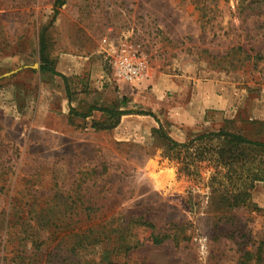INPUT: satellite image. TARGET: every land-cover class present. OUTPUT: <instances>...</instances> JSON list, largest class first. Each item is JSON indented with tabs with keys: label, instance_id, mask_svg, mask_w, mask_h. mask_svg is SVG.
I'll return each instance as SVG.
<instances>
[{
	"label": "rangeland",
	"instance_id": "374dc122",
	"mask_svg": "<svg viewBox=\"0 0 264 264\" xmlns=\"http://www.w3.org/2000/svg\"><path fill=\"white\" fill-rule=\"evenodd\" d=\"M58 1L0 0V213L37 222L29 211L50 208L69 223L94 205L99 222L136 223L140 260L254 263L245 254L264 249V146L236 149L247 164L226 175L219 140L200 136L226 128L264 142V0ZM42 37L66 81L41 70ZM124 43L146 60L142 78L114 74ZM1 222L0 264H23ZM153 232L170 237L155 243ZM62 255L39 250L34 264Z\"/></svg>",
	"mask_w": 264,
	"mask_h": 264
},
{
	"label": "trees",
	"instance_id": "16d2710c",
	"mask_svg": "<svg viewBox=\"0 0 264 264\" xmlns=\"http://www.w3.org/2000/svg\"><path fill=\"white\" fill-rule=\"evenodd\" d=\"M65 0H59L58 4L62 5ZM47 45L45 38L42 37L40 40V55H41V70L49 71L54 75L61 76L66 81V76L59 72L52 65V60L47 54ZM67 91L69 92V87L67 85ZM73 110V107H72ZM102 111L106 112L110 116H119L132 112L130 109L118 110L113 108H103ZM92 113H86L84 116H90ZM152 114V113H149ZM155 116L154 114H152ZM158 120V118L155 116ZM116 123V122H115ZM114 123V125H115ZM98 124V123H94ZM104 124V123H102ZM102 125V127H112ZM162 136L173 144L175 147H184L190 150L193 143H180L174 140L165 130L163 125L160 126ZM201 138H210V140H219L220 150H218L217 163L225 166L226 175H232L240 173L242 168L247 164V159L242 157L240 153L236 152L244 145H258L264 146V142L253 141L241 133L228 130L226 128H220L217 131H211L200 136ZM193 154L199 157V159H209L202 150L201 146L194 150ZM259 176V175H257ZM258 178V177H254ZM253 178V179H254ZM252 185V183L250 184ZM236 192V191H235ZM238 193L235 194L233 201L238 203L239 200L244 198L246 191L239 188ZM232 201V205L234 204ZM23 209L18 210L22 212ZM59 216L66 217L67 211L63 212L62 209L57 210ZM35 214L39 217L37 222H34L31 218L27 219L22 213L18 215V219L15 221L10 217V211L6 214L5 211L0 213V218H2V225L7 229L6 233L8 236L15 235L19 241L21 262L23 264H34L35 253L39 250L48 251V254L59 255L63 251L62 263L63 264H153L145 260H140L133 256V251H135L140 245L141 241L137 239V232L135 231L136 223L131 220L128 225H121L119 222L102 223L104 221H97V217H101L99 213V208L94 205L88 207H77L75 209V214L72 212V217H78L75 222L70 219L69 223H65L62 220L58 223L54 220L55 211L50 208H42L40 210L33 209L29 211V214ZM67 214V215H65ZM106 216V215H105ZM61 219V218H59ZM54 220V221H53ZM142 224L149 228V221L141 220ZM142 225V226H143ZM153 230H155V225ZM181 227V224H174L172 228ZM43 231V232H42ZM45 234V235H44ZM152 240L155 243H160L164 238L170 237V234H164L163 237L152 233ZM177 235H174L176 239ZM57 237V238H55ZM56 239H60L56 245L52 243ZM51 241V243H50ZM57 241V240H56ZM30 245V247H29ZM97 245L101 246V257L96 260L93 256H87L84 251L89 250ZM21 246V247H20ZM247 258H256L254 263L250 264H264V249L261 246L256 253H246ZM240 264H246V261H241Z\"/></svg>",
	"mask_w": 264,
	"mask_h": 264
},
{
	"label": "built area",
	"instance_id": "2783aa9c",
	"mask_svg": "<svg viewBox=\"0 0 264 264\" xmlns=\"http://www.w3.org/2000/svg\"><path fill=\"white\" fill-rule=\"evenodd\" d=\"M111 65L116 77L124 81L142 78L148 67L146 60L138 54V49H132L125 43L113 55Z\"/></svg>",
	"mask_w": 264,
	"mask_h": 264
},
{
	"label": "water",
	"instance_id": "95a60500",
	"mask_svg": "<svg viewBox=\"0 0 264 264\" xmlns=\"http://www.w3.org/2000/svg\"><path fill=\"white\" fill-rule=\"evenodd\" d=\"M7 74H10V73H7Z\"/></svg>",
	"mask_w": 264,
	"mask_h": 264
}]
</instances>
